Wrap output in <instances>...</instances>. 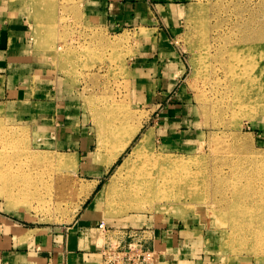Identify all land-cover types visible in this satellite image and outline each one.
Listing matches in <instances>:
<instances>
[{
    "label": "rangeland",
    "instance_id": "1",
    "mask_svg": "<svg viewBox=\"0 0 264 264\" xmlns=\"http://www.w3.org/2000/svg\"><path fill=\"white\" fill-rule=\"evenodd\" d=\"M52 1L47 15L27 0H0V23L24 25L33 58L25 99L0 96V130L16 138L0 147V162L12 163L0 172L6 185L0 188V264H100L101 249L123 244L130 233L149 242L156 264H264V239L232 230L237 222L218 204L235 184L245 203L254 198L239 222L244 229L257 222L262 201L264 207V104L254 103L231 123L220 117L210 79L223 74L218 65L206 78L193 37L198 23L209 24L214 53L248 17L264 38V0H146L142 25L115 28L112 9L94 0ZM166 3L177 4L178 12L155 6ZM156 44L161 53L174 49L184 71L169 97L158 86L156 99H145L137 85L146 77L135 71ZM174 105L178 119L166 122ZM144 118L161 128L167 155L184 157L180 168L171 166L170 179L183 183L156 197L152 211L124 212L110 203L111 177L143 130L106 172L102 160ZM56 154L67 157L62 175L46 158ZM69 172L76 190L68 187Z\"/></svg>",
    "mask_w": 264,
    "mask_h": 264
},
{
    "label": "bare ground",
    "instance_id": "2",
    "mask_svg": "<svg viewBox=\"0 0 264 264\" xmlns=\"http://www.w3.org/2000/svg\"><path fill=\"white\" fill-rule=\"evenodd\" d=\"M27 1L31 2V7H34L35 11H39L44 7L47 15L49 14V10H47L50 9L49 6L54 5L52 0ZM247 19L248 17H246V21L242 22V24L237 25L239 26V32L235 38L226 40L223 46L215 49L214 53L212 51L213 45L210 43L209 24L201 21L198 23L197 30L193 34L194 40L197 41V51L200 54L198 58L206 64L203 65V72L206 78L210 79L214 75L213 73L216 72L215 69L218 65L219 76L223 74L222 80L219 77L214 78L215 81L213 78L210 80L218 87L215 93L220 97L222 104H219V106L215 105V111H218L217 114L219 116L221 114L229 117V123L235 121L236 116L246 113L247 110L251 111V106L254 103L264 104V38L262 33H260L261 29L260 31H254L251 25L248 24ZM214 61L216 63L215 67L213 65ZM148 122L144 118L143 121L139 120L137 123L131 125L121 141L102 160V169L106 172L131 145L137 134L143 130L138 141L133 144L129 153L119 162L111 177L108 192L109 197H112L110 203L119 208L123 206L122 211L124 212L131 209L152 211L154 209L152 204L157 202L153 201L156 197L162 195L163 191L170 189L173 185L175 188L177 185L183 183V180L170 179H172L171 174L174 172L171 166L175 165V167L180 168L179 165L185 163L184 157L173 158L167 155L168 150L163 147L164 144L161 142V138L164 137L161 132L157 133L158 125L156 123L149 125ZM224 126L226 127L227 125L224 124ZM15 140L14 134L3 129L0 130V147L10 146ZM46 158L49 163H52L56 167V172L62 175L63 170H66L64 167L67 157L56 154L50 157L46 156ZM0 164H2V166L0 165V172L3 173L12 167L10 161L1 160ZM71 172L73 171L71 170ZM71 172L68 173L69 176L72 174ZM72 176L73 178H69L70 183L68 187L76 190V176L75 174H72ZM4 181L5 177L2 175L0 178L1 189L6 188ZM238 188L235 184L233 191L221 194L224 198H220L218 204L225 206L223 213L231 221L237 222L238 228L233 225L232 230H240L241 234L249 236L251 240L264 239L263 201L261 202L262 208L256 210L257 222H249L247 229L242 228L239 226V222L247 220L248 214L246 208L249 205H254L255 199L253 198L249 203H245ZM127 203H129L130 207H126Z\"/></svg>",
    "mask_w": 264,
    "mask_h": 264
},
{
    "label": "crops",
    "instance_id": "3",
    "mask_svg": "<svg viewBox=\"0 0 264 264\" xmlns=\"http://www.w3.org/2000/svg\"><path fill=\"white\" fill-rule=\"evenodd\" d=\"M171 2V1H170ZM102 8L105 5L108 9H112V14L115 15L112 20V27L126 26L124 22H132L131 25H142L140 24L144 18H148L149 3L146 0H94L93 4ZM157 7L162 9L167 8L170 15L178 12L177 4L166 3V4H155ZM113 15V16H114ZM119 20L123 21V24H118ZM132 20V21H131ZM142 20V21H141ZM139 23V24H138ZM152 25V24H151ZM158 26V25H157ZM156 24L153 25L154 29H157ZM28 33L23 24H1L0 23V96L11 101H17L25 99L27 89L25 88L23 81L26 79V83L32 72L29 68L32 66L33 58L28 51ZM168 47L166 41H164ZM155 51L151 53L146 59H142L141 66L136 68V73L144 78L143 82L138 84V89L144 91L145 99L148 96L156 92L158 86H160L161 93L169 97L170 93L180 85L181 78L183 76L184 65L181 64L179 56H177L175 50L173 52L169 48H162V53L159 46L155 45ZM168 52H164L167 50ZM168 53L167 55L163 54ZM31 72V73H30ZM161 76L160 79L158 78ZM148 94V95H147ZM168 98L166 99V101ZM156 101V100H155ZM43 104L48 103L47 101L40 102ZM60 104V103H59ZM176 106H172L170 114L164 117L166 122H172L174 119H178ZM63 112L65 111L62 109ZM172 114V115H171ZM63 117L68 119L70 116ZM173 116V117H170ZM68 117V118H67ZM158 125V124H157ZM159 129H161L158 126ZM153 238L157 237L155 233L151 234ZM158 238V237H157ZM151 240V239H150ZM128 241L124 238V242ZM146 247L149 249V242L145 241ZM155 244V241H153ZM11 261L14 259L12 257ZM69 264V263H68ZM90 264V263H89Z\"/></svg>",
    "mask_w": 264,
    "mask_h": 264
},
{
    "label": "built area",
    "instance_id": "4",
    "mask_svg": "<svg viewBox=\"0 0 264 264\" xmlns=\"http://www.w3.org/2000/svg\"><path fill=\"white\" fill-rule=\"evenodd\" d=\"M104 228V224H99ZM128 241L116 247L104 246L100 251V264H156L155 254L146 247L145 240L132 234L125 236Z\"/></svg>",
    "mask_w": 264,
    "mask_h": 264
}]
</instances>
